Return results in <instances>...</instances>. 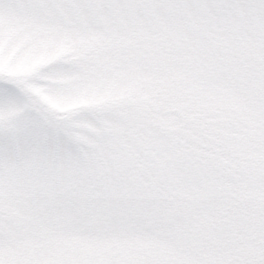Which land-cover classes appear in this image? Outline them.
<instances>
[{
	"label": "snow or ice",
	"instance_id": "1",
	"mask_svg": "<svg viewBox=\"0 0 264 264\" xmlns=\"http://www.w3.org/2000/svg\"><path fill=\"white\" fill-rule=\"evenodd\" d=\"M0 264H264V0H0Z\"/></svg>",
	"mask_w": 264,
	"mask_h": 264
}]
</instances>
